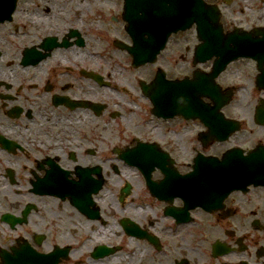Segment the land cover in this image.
<instances>
[{
	"label": "flooded vegetation",
	"instance_id": "1",
	"mask_svg": "<svg viewBox=\"0 0 264 264\" xmlns=\"http://www.w3.org/2000/svg\"><path fill=\"white\" fill-rule=\"evenodd\" d=\"M122 1L102 32L0 0V264H102L110 227L128 264H264V0H203L138 67Z\"/></svg>",
	"mask_w": 264,
	"mask_h": 264
},
{
	"label": "water",
	"instance_id": "2",
	"mask_svg": "<svg viewBox=\"0 0 264 264\" xmlns=\"http://www.w3.org/2000/svg\"><path fill=\"white\" fill-rule=\"evenodd\" d=\"M190 3L195 7V12H199L200 0H191ZM187 6V0H125L123 19L127 21V30L133 32L136 41L135 48L132 49L134 63L138 65L150 59L153 60L171 32L189 26ZM146 8L150 11L147 20L142 19L139 14L133 15L135 11L146 10ZM167 8L170 11L164 16H160L161 14L157 12ZM172 8L175 11H172ZM157 16L160 17L156 22L151 20L152 17ZM256 83L259 88H264V75L259 77ZM109 252L106 251V254H110Z\"/></svg>",
	"mask_w": 264,
	"mask_h": 264
},
{
	"label": "rangeland",
	"instance_id": "3",
	"mask_svg": "<svg viewBox=\"0 0 264 264\" xmlns=\"http://www.w3.org/2000/svg\"><path fill=\"white\" fill-rule=\"evenodd\" d=\"M94 1H96L99 7L97 11L94 12L93 24L90 23V25L85 28H89L91 30L93 28H96L99 31L104 32L108 25L112 26V23H109L108 21V17L110 15L114 17L120 12L119 5H120L121 0H108V2H106L105 0H94ZM120 26L121 25L116 26V27L118 28ZM113 229L114 228L110 227L103 232V235H105V241H108V242H105V244H112L114 243V241L116 242L119 241L118 239L120 238H117L115 234H113V231H114ZM124 238H122V241H121L123 245L125 244V248L123 249V252L121 253L122 256L121 257H116V256L109 257L102 264H116L117 263L116 260H118L120 264H128V260H131V258H129L126 255V252L131 247L130 246L131 244L128 243ZM141 257H143V255H141Z\"/></svg>",
	"mask_w": 264,
	"mask_h": 264
},
{
	"label": "bare ground",
	"instance_id": "4",
	"mask_svg": "<svg viewBox=\"0 0 264 264\" xmlns=\"http://www.w3.org/2000/svg\"><path fill=\"white\" fill-rule=\"evenodd\" d=\"M105 1L108 2V0H105ZM77 7L80 8L81 10H83V12H88L86 10V8L90 7L91 9L92 8L98 9L99 6L97 5L96 1H94V0H81V5H77ZM93 18H94V16L92 17L91 21L94 20Z\"/></svg>",
	"mask_w": 264,
	"mask_h": 264
}]
</instances>
